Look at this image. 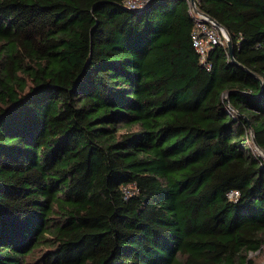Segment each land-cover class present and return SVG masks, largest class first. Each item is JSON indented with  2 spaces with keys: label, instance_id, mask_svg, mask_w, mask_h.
<instances>
[{
  "label": "trees",
  "instance_id": "16d2710c",
  "mask_svg": "<svg viewBox=\"0 0 264 264\" xmlns=\"http://www.w3.org/2000/svg\"><path fill=\"white\" fill-rule=\"evenodd\" d=\"M0 0V264H258L264 0ZM238 191L236 199L229 198Z\"/></svg>",
  "mask_w": 264,
  "mask_h": 264
},
{
  "label": "built area",
  "instance_id": "2783aa9c",
  "mask_svg": "<svg viewBox=\"0 0 264 264\" xmlns=\"http://www.w3.org/2000/svg\"><path fill=\"white\" fill-rule=\"evenodd\" d=\"M149 1L150 0H127L124 5L133 10L141 11L148 5ZM194 1L195 2L192 3L191 0H189L190 14L192 15L194 12L198 13L195 18L196 27L192 32V41L196 51L200 54L201 62L210 70L212 64L208 60V53L217 44L226 45L227 34L223 28L211 20L205 12L199 10L197 0ZM228 196L231 199H236L239 196V192L236 190L231 191Z\"/></svg>",
  "mask_w": 264,
  "mask_h": 264
},
{
  "label": "water",
  "instance_id": "95a60500",
  "mask_svg": "<svg viewBox=\"0 0 264 264\" xmlns=\"http://www.w3.org/2000/svg\"><path fill=\"white\" fill-rule=\"evenodd\" d=\"M191 2L194 3L195 1H194V0H191ZM206 15H207L211 20H213L218 26L222 27L223 30L226 32V34H227V47H228V50H229V54H230V56H231V59H232V61H233L235 64H237V65L243 67V66H242L237 60H235V57H234V46H233V42H232V39H231V36H230V33L228 32V30H227L224 26H222L219 22H217L214 18H212L210 15H208L207 13H206ZM243 68L246 69L245 67H243ZM251 135H252V139H253V141H254L255 144L257 145V148H258L261 152L264 153V150H262V148L257 144V142H256V138H255V135H254L253 132L251 133ZM263 153H262V155L264 156ZM263 264H264V263H263Z\"/></svg>",
  "mask_w": 264,
  "mask_h": 264
},
{
  "label": "rangeland",
  "instance_id": "374dc122",
  "mask_svg": "<svg viewBox=\"0 0 264 264\" xmlns=\"http://www.w3.org/2000/svg\"><path fill=\"white\" fill-rule=\"evenodd\" d=\"M152 0H150L149 1V3L151 2ZM198 15V13L197 12H194L193 14H192V16H193V18L195 19L196 18V16ZM196 21V20H195ZM252 136V135H251ZM257 149V151L259 152V153H263V152H261L258 148H256ZM264 154V153H263ZM263 156V155H262ZM264 157V156H263ZM251 256L254 258H256V261H257V263L258 264H263L264 263V248H262V250L260 251H256V252H252L251 253Z\"/></svg>",
  "mask_w": 264,
  "mask_h": 264
},
{
  "label": "clouds",
  "instance_id": "9594fccd",
  "mask_svg": "<svg viewBox=\"0 0 264 264\" xmlns=\"http://www.w3.org/2000/svg\"><path fill=\"white\" fill-rule=\"evenodd\" d=\"M226 46H227V43H226ZM228 48V47H227Z\"/></svg>",
  "mask_w": 264,
  "mask_h": 264
}]
</instances>
